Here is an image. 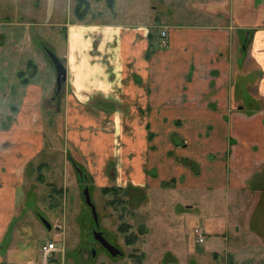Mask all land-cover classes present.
<instances>
[{"label": "crops", "instance_id": "0c3cea01", "mask_svg": "<svg viewBox=\"0 0 264 264\" xmlns=\"http://www.w3.org/2000/svg\"><path fill=\"white\" fill-rule=\"evenodd\" d=\"M49 1L53 10L55 0ZM160 4L171 6L150 24L118 20L116 11L107 20L104 11L79 12L77 22L70 17L62 24L58 57L66 80L60 90L48 71L40 75L54 65L31 40L39 35L36 23L0 16V183L9 185L6 195L15 201V186L30 165L39 162V170L49 171L55 150L101 187L112 186L111 179L135 187L158 179L165 191L170 184L176 191L202 188L208 233L222 221L217 206H227L226 232L235 229L237 239L247 234L251 248H258L231 247L236 259H256L264 254V0ZM180 9L187 20L171 18ZM15 25L25 31L9 42L17 36ZM32 48L34 59L23 58ZM23 71L30 76L26 83ZM181 115L187 124L178 133L174 121ZM182 133L189 143H173ZM118 155L122 167L110 169ZM185 196L184 206L197 212L200 201ZM256 214L261 228L251 227Z\"/></svg>", "mask_w": 264, "mask_h": 264}, {"label": "rangeland", "instance_id": "374dc122", "mask_svg": "<svg viewBox=\"0 0 264 264\" xmlns=\"http://www.w3.org/2000/svg\"><path fill=\"white\" fill-rule=\"evenodd\" d=\"M89 1V11L94 13L104 11L102 20L114 19L113 14L116 11L118 20L148 24L152 23L156 16L164 17L166 8L171 6L161 5V0H115L116 9L115 5L109 9L106 0ZM48 2L50 1L0 0L1 17L10 16L13 22L36 23L32 29L39 35H36V39L35 36H31V40H36V43L42 46L47 59L48 50L57 56L62 54L64 49L62 24L70 17L73 22L79 20L76 11L79 0H55L53 10L52 7H48ZM156 5L158 7L153 8ZM173 6L175 8L176 4ZM179 12H182V9L171 18L188 19L182 17ZM43 20L50 25H41L45 24ZM15 27L17 32L12 33L17 36L7 37L9 42L11 38L20 39L25 31L23 25H15L13 29ZM30 28L27 26L25 29L29 31ZM33 49L24 52L23 58L28 56L34 59L35 53L30 51ZM47 71L49 75L57 78L54 66H48L40 75H47ZM6 72L5 68L1 71L5 76ZM177 118L174 127L179 128L178 133H181L187 124V116L181 115ZM163 138L166 139L165 136ZM173 143L189 141L182 133L180 136L175 135ZM54 152L57 151L51 152L54 163L49 171L39 170V162L30 165V174H26L25 179L20 180L15 186L17 191L15 201L6 195L9 185L6 182L5 185L0 183V195L2 193L3 200H0L2 209L0 238L4 236L0 239V264H264V254H255L256 259H241L242 257L236 259L238 250L233 251L231 247L244 248L247 245V248L256 252L258 248L256 245L251 248L253 243L249 242V235L245 234L237 239L233 236L235 229L231 227L228 229L229 232H226L225 216H230L226 211L227 206H217L222 214L218 219L222 221L218 222L217 228L212 225L208 233L209 230H206L203 223L204 218L210 214L207 211L210 208L205 205L206 198L202 188L193 187L186 191H176L171 190L174 186L170 184L165 186L167 187L165 191L161 188L163 182L160 184L158 179L152 180L151 184L145 187H135L125 181L120 184L117 179H111L108 183L112 186L108 187H121L124 190L105 193L103 187L85 171L82 162L79 163V167L85 172L78 175L74 165L66 164L63 152ZM109 152L113 155L111 151ZM122 160L121 155H118L116 161H109L108 166L110 169H120L123 165ZM190 165L194 173L196 171L197 174L200 173L199 166ZM101 167L102 164L97 171ZM63 171L67 172V178ZM169 183L170 181L165 185ZM175 184L177 187L182 185L177 181ZM86 188L96 207L98 223L86 201ZM186 194L196 197L190 200L200 201L201 205L198 206L197 212L184 206L189 202V200L182 202V199H188ZM258 214L255 215L251 227L264 229V226L259 225L261 218ZM44 220L49 222L50 227H47ZM123 223L131 225L127 233L120 231ZM196 228L205 233L206 240L203 244L196 241ZM95 233L103 235L122 253L112 255L95 237ZM126 234L135 236L132 244H127ZM48 240L54 241L58 249L54 256L44 263L40 247Z\"/></svg>", "mask_w": 264, "mask_h": 264}, {"label": "water", "instance_id": "95a60500", "mask_svg": "<svg viewBox=\"0 0 264 264\" xmlns=\"http://www.w3.org/2000/svg\"><path fill=\"white\" fill-rule=\"evenodd\" d=\"M48 54H49L50 58L52 59L53 64L55 66V69L57 72V87H58V90H60L62 87V82L66 80V71H65L64 65L62 64L61 60L59 59V57L54 52L48 50ZM85 196H86L87 203L92 208V212H93L95 221H96V223H98L99 219H98L97 210H96V207L91 200V196H90L88 188H86V190H85ZM44 223L47 225V227H50L49 222L44 220ZM95 237L103 244V246L112 255L115 256V255L122 253L120 249H118L113 244H111L103 235H101L99 233H95Z\"/></svg>", "mask_w": 264, "mask_h": 264}, {"label": "trees", "instance_id": "16d2710c", "mask_svg": "<svg viewBox=\"0 0 264 264\" xmlns=\"http://www.w3.org/2000/svg\"><path fill=\"white\" fill-rule=\"evenodd\" d=\"M107 2V5L109 8H113L114 5H115V0H106ZM89 1L88 0H79V3L76 7V11L77 13H85L88 11V7H89ZM45 47V46H44ZM48 59L50 60V62L53 64V61L52 59L50 58V56L48 55ZM61 60V59H60ZM62 64H63V61L61 60ZM64 65V64H63ZM34 72L31 73V76L33 75ZM25 74V77L24 75ZM28 74H26V72L23 71V73H20V77H23V81L26 83L28 81V78H30V76H27ZM56 98L58 99L59 97L56 96ZM102 190L107 193V192H112V193H116V191H120V190H124L123 188L121 187H103ZM131 225L129 224H124L120 226V231L123 232V233H127V231L130 229ZM125 238H126V242L127 244H132L134 241H135V236L134 235H131V234H126L125 235Z\"/></svg>", "mask_w": 264, "mask_h": 264}, {"label": "built area", "instance_id": "2783aa9c", "mask_svg": "<svg viewBox=\"0 0 264 264\" xmlns=\"http://www.w3.org/2000/svg\"><path fill=\"white\" fill-rule=\"evenodd\" d=\"M160 35L162 38V44L164 46H167L168 45L167 30L163 29ZM195 234H196V241L199 244H203L206 240L205 233L203 232V230L196 228ZM57 249H58L57 244L52 240L45 241L41 245L40 252H41L42 260L44 261V263H47L54 256V254L57 252Z\"/></svg>", "mask_w": 264, "mask_h": 264}]
</instances>
